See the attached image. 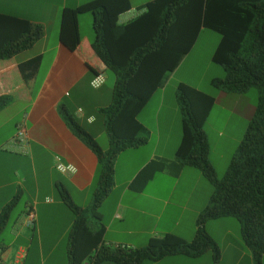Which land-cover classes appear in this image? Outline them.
<instances>
[{"label": "crops", "instance_id": "0c3cea01", "mask_svg": "<svg viewBox=\"0 0 264 264\" xmlns=\"http://www.w3.org/2000/svg\"><path fill=\"white\" fill-rule=\"evenodd\" d=\"M90 1L93 0H0L1 13L40 23L46 30L45 37L33 49L12 59L0 60V97L12 99L0 112V214L16 197V207L24 201L17 217L16 207L11 212L7 227L0 235V264H70L69 234L76 217L59 189L65 188L74 203L83 209L93 202L98 159L69 129L59 112L61 105L71 114L75 112L78 121H84L80 122L81 126L96 140L100 137L98 130L107 134L106 118L101 110L112 102L116 78L112 88L107 89L108 73L105 72L106 81L100 88L91 85L102 65L91 48L95 38L92 40L89 34H83L82 26L93 27V15L79 17L84 42L75 52L60 40L64 9ZM152 1L155 0H130L132 10L121 16L120 23L135 18L139 9ZM204 33L202 30L199 38ZM198 40L179 68L193 53ZM37 57L42 59L38 72L25 81L20 64ZM179 68L138 117L147 144L124 151L116 161L114 187L98 210L100 219L92 221L94 230L104 227V245L144 248L150 239L167 234L191 241L196 234L197 220L213 194L208 187L201 199L198 185L207 186L206 179L196 169L182 166L176 157L182 139L177 89L179 84L187 83L178 80L174 98L167 107L166 100L170 82L176 78ZM151 102H155L153 109H147ZM99 114L104 116L100 127L97 126ZM19 126L27 132L24 153L12 143ZM58 157L74 170L58 171ZM166 180L172 185L165 186ZM197 198L201 199V205H197ZM30 209L36 213L33 228L26 225ZM209 229L206 225L207 232L221 249L220 264H253L252 255L240 236L228 230L217 240ZM146 264L215 263L212 254L206 253L198 258L177 255Z\"/></svg>", "mask_w": 264, "mask_h": 264}, {"label": "trees", "instance_id": "16d2710c", "mask_svg": "<svg viewBox=\"0 0 264 264\" xmlns=\"http://www.w3.org/2000/svg\"><path fill=\"white\" fill-rule=\"evenodd\" d=\"M132 10L130 0H93L65 8L60 40L72 52L84 42L79 17H94L95 39L91 44L101 62L97 75L113 72L116 78L111 104L101 110L106 118L109 149L104 151L78 119L61 105L60 115L69 129L96 155L93 202L83 209L65 188L60 195L76 220L69 234L70 264H146L182 255L198 258L211 253L221 262V249L206 230V223L235 218L253 264L264 258V0H155L139 9L127 23L120 18ZM202 30L220 36L212 62L221 66L225 78L213 79L212 86L227 94L259 92V104L243 141L223 178L210 162L206 123L216 98L181 83L177 102L181 115L182 139L176 151L184 167L201 172L214 187L210 201L197 221L191 241L167 234L150 239L144 248L104 245V227L94 230L99 208L115 184V165L126 150L147 144L138 117L171 74L191 52ZM46 35L45 27L28 19L0 12V60L12 59L33 49ZM41 58L20 64L25 81L36 76ZM9 96L0 97V112L9 106ZM14 199L0 214V235L6 229Z\"/></svg>", "mask_w": 264, "mask_h": 264}, {"label": "rangeland", "instance_id": "374dc122", "mask_svg": "<svg viewBox=\"0 0 264 264\" xmlns=\"http://www.w3.org/2000/svg\"><path fill=\"white\" fill-rule=\"evenodd\" d=\"M90 15L91 14H87L86 16L90 17ZM82 30L83 34H89L92 40L95 38V32L92 26L90 27L88 24L83 25ZM219 41L220 36L217 33L205 30V33L199 38L193 53L179 68L176 78L170 82L171 84L167 91L166 107L170 105V102L174 98V85L176 86L178 80L186 82L188 85L198 88L216 98V104L206 123L205 130L211 151L210 162H213L218 178L221 179L228 171L232 158L236 154L255 116L259 104V92L257 89H252L246 94H227L220 92L212 86L213 79L225 78L224 69L212 62V56ZM107 73L108 81L105 87L108 89L112 88L115 76L111 71ZM152 101L156 100L153 99ZM154 105L155 102H151L147 109H153ZM73 113L75 112L72 111V115H74ZM103 117L104 116L101 114L97 116L99 121L97 126H102ZM80 122L84 123V121ZM97 132V134H100V137L96 141L104 151L108 150L109 140L107 134L102 129ZM205 183H207V186L198 185V193L201 199L205 196L206 192H208V189H210L208 187H211V190L214 191V187L209 184L207 179ZM170 185H172L171 181L166 180L165 186ZM201 199H196L197 205H201ZM23 202L16 207V217L21 211ZM206 225L210 228V233L213 234L217 240L224 236L228 230H231L235 236H240V241H242L240 223L235 218L210 220Z\"/></svg>", "mask_w": 264, "mask_h": 264}, {"label": "built area", "instance_id": "2783aa9c", "mask_svg": "<svg viewBox=\"0 0 264 264\" xmlns=\"http://www.w3.org/2000/svg\"><path fill=\"white\" fill-rule=\"evenodd\" d=\"M106 81L105 75L101 74L98 75L91 83L92 87L95 89L100 88ZM26 142H27V132L23 126L18 127L17 135L13 139L14 146H17L20 150L19 152L24 153L26 150ZM56 168L61 173H69L72 172L74 169L71 166H66L62 163L61 158H57ZM36 221V213L34 209H30L26 215V225L29 228H33L35 226ZM85 264H90L86 262Z\"/></svg>", "mask_w": 264, "mask_h": 264}]
</instances>
